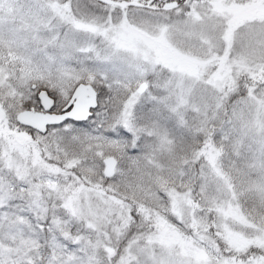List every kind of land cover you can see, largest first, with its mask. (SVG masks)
<instances>
[{
  "label": "snow or ice",
  "instance_id": "snow-or-ice-1",
  "mask_svg": "<svg viewBox=\"0 0 264 264\" xmlns=\"http://www.w3.org/2000/svg\"><path fill=\"white\" fill-rule=\"evenodd\" d=\"M0 264H264V0H0Z\"/></svg>",
  "mask_w": 264,
  "mask_h": 264
}]
</instances>
